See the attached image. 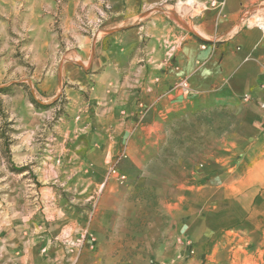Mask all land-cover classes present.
<instances>
[{
    "label": "rangeland",
    "instance_id": "obj_1",
    "mask_svg": "<svg viewBox=\"0 0 264 264\" xmlns=\"http://www.w3.org/2000/svg\"><path fill=\"white\" fill-rule=\"evenodd\" d=\"M83 2L0 0V211L6 238L22 234L20 243L10 237L11 249L35 241L43 251L34 218L43 216L47 227L52 214H63L76 225L58 241L64 264H264V141L242 138L235 106L198 103L168 115L151 137L141 128L142 107L102 166L82 160L99 128L69 103L84 92L72 77L91 72L95 38L82 53L68 32L81 34L77 23L92 28L111 10L110 0H89L90 21ZM174 3L164 6L187 15L200 10L192 0ZM254 11L264 14V2L241 19ZM102 178L121 190L104 199L107 208Z\"/></svg>",
    "mask_w": 264,
    "mask_h": 264
},
{
    "label": "crops",
    "instance_id": "obj_2",
    "mask_svg": "<svg viewBox=\"0 0 264 264\" xmlns=\"http://www.w3.org/2000/svg\"><path fill=\"white\" fill-rule=\"evenodd\" d=\"M177 1L110 0L111 10L101 15L99 24L90 28L76 22L82 33L68 32L72 40L68 38L67 42L79 47L82 53L90 43L89 37L95 38L94 55L89 62L91 72L71 76L84 92L71 95L69 104L78 105L87 117L92 115L99 128L83 151V161L94 160L102 166L106 158L117 152L132 128L133 113L139 112L141 106L147 110L141 126L146 137L154 136L151 130H163L168 115L198 103L215 101L236 107L238 133L250 145L256 144V140L264 141V106L261 107L264 105V28L248 22L252 16L264 14L254 11L247 19H241L264 0H192L200 7L192 15L171 5L164 6ZM68 5L67 2L65 7L70 11ZM83 5L85 18L94 21L93 4L88 0ZM161 6L171 7L174 14L169 12V16ZM181 21L195 33L181 27ZM103 29L110 31L99 36V30ZM133 49L136 51L130 53ZM182 80L188 85L186 93L177 86ZM83 93L86 100L80 97ZM85 176L83 172L82 177ZM103 178L97 186L102 190L100 203H105L107 208L104 199L119 195L121 190ZM126 206L132 204L128 201ZM0 212V264H64L58 241L69 236L68 230L76 226L66 216L52 214L47 227L43 216L41 220L35 217L40 237L37 241L45 249H37L34 241L26 249L16 251L11 249L16 246L13 241L20 243L22 234L10 231L12 234L6 238L5 215ZM99 213L102 215L101 210ZM13 227L16 231L21 229L17 223ZM13 235L14 240H9ZM51 243L59 247L45 251Z\"/></svg>",
    "mask_w": 264,
    "mask_h": 264
},
{
    "label": "built area",
    "instance_id": "obj_3",
    "mask_svg": "<svg viewBox=\"0 0 264 264\" xmlns=\"http://www.w3.org/2000/svg\"><path fill=\"white\" fill-rule=\"evenodd\" d=\"M101 15L103 14V12L101 11L100 12ZM255 25H257L258 27L260 28H264V17L263 16H257L253 22ZM179 87V89L183 92V93H186L188 91V85H187V82L185 80H182L179 82V84L177 85ZM244 97H247V96H244ZM264 105L261 104V107H263ZM140 110H141V114L143 112V108L142 106L140 107ZM116 170L115 169H111L110 173L111 174H115L116 176V179L119 180V181H123L125 179V175L124 174H116L115 172Z\"/></svg>",
    "mask_w": 264,
    "mask_h": 264
}]
</instances>
